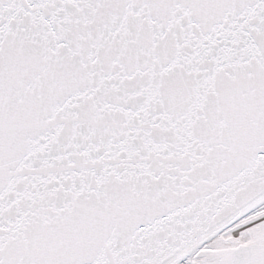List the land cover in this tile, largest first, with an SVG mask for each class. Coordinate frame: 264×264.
<instances>
[{
	"label": "snow or ice",
	"instance_id": "obj_1",
	"mask_svg": "<svg viewBox=\"0 0 264 264\" xmlns=\"http://www.w3.org/2000/svg\"><path fill=\"white\" fill-rule=\"evenodd\" d=\"M0 264H264V0H0Z\"/></svg>",
	"mask_w": 264,
	"mask_h": 264
}]
</instances>
